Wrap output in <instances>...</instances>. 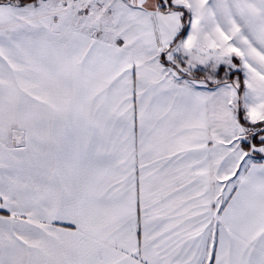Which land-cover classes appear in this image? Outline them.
<instances>
[{"label": "snow or ice", "instance_id": "6c2138e0", "mask_svg": "<svg viewBox=\"0 0 264 264\" xmlns=\"http://www.w3.org/2000/svg\"><path fill=\"white\" fill-rule=\"evenodd\" d=\"M0 264H264V0H0Z\"/></svg>", "mask_w": 264, "mask_h": 264}]
</instances>
